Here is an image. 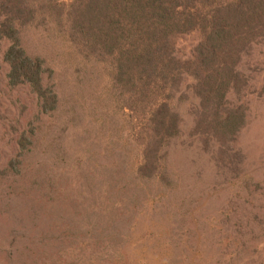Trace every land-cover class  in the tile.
Listing matches in <instances>:
<instances>
[{"label": "rangeland", "instance_id": "rangeland-1", "mask_svg": "<svg viewBox=\"0 0 264 264\" xmlns=\"http://www.w3.org/2000/svg\"><path fill=\"white\" fill-rule=\"evenodd\" d=\"M13 30L55 99L42 110L27 84L8 82L2 40L0 264H264V38L225 95L245 109L230 140L192 132L197 101L182 75L178 135L150 165L144 121L114 102L105 60L79 55L51 24ZM176 36L189 57L198 31Z\"/></svg>", "mask_w": 264, "mask_h": 264}, {"label": "trees", "instance_id": "trees-1", "mask_svg": "<svg viewBox=\"0 0 264 264\" xmlns=\"http://www.w3.org/2000/svg\"><path fill=\"white\" fill-rule=\"evenodd\" d=\"M38 22L63 31L79 55L106 61L114 102L144 121L140 144L143 160L152 158V165L160 148L178 135L182 75L190 78L197 101L195 135L221 145L238 129L245 109L228 108L224 98L245 82L236 71L240 55L264 38V0H0L6 78L11 85L27 84L47 110L55 98L40 86L41 60L23 53L13 30L15 24ZM194 29L199 41L193 53L179 55L176 35Z\"/></svg>", "mask_w": 264, "mask_h": 264}]
</instances>
